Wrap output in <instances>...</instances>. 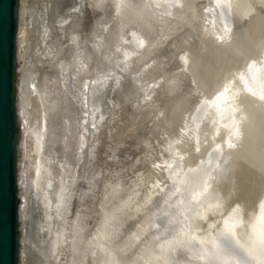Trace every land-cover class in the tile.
<instances>
[{"label":"clouds","instance_id":"obj_1","mask_svg":"<svg viewBox=\"0 0 264 264\" xmlns=\"http://www.w3.org/2000/svg\"><path fill=\"white\" fill-rule=\"evenodd\" d=\"M18 49L19 264H264V0H20Z\"/></svg>","mask_w":264,"mask_h":264},{"label":"water","instance_id":"obj_2","mask_svg":"<svg viewBox=\"0 0 264 264\" xmlns=\"http://www.w3.org/2000/svg\"><path fill=\"white\" fill-rule=\"evenodd\" d=\"M20 0H0V264H19L16 144Z\"/></svg>","mask_w":264,"mask_h":264},{"label":"bare ground","instance_id":"obj_3","mask_svg":"<svg viewBox=\"0 0 264 264\" xmlns=\"http://www.w3.org/2000/svg\"><path fill=\"white\" fill-rule=\"evenodd\" d=\"M71 2L72 0H32V3L35 4L40 11H43L45 7H49L52 11H63ZM194 42V38L188 34L180 35L174 31H169L162 35L159 41V53L165 70H172V61L169 53L173 45L192 47Z\"/></svg>","mask_w":264,"mask_h":264}]
</instances>
